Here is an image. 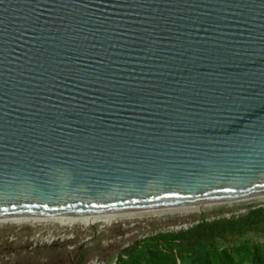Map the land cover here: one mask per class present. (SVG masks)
I'll return each instance as SVG.
<instances>
[{
  "label": "water",
  "instance_id": "obj_1",
  "mask_svg": "<svg viewBox=\"0 0 264 264\" xmlns=\"http://www.w3.org/2000/svg\"><path fill=\"white\" fill-rule=\"evenodd\" d=\"M264 197V0H0V219Z\"/></svg>",
  "mask_w": 264,
  "mask_h": 264
},
{
  "label": "rangeland",
  "instance_id": "obj_2",
  "mask_svg": "<svg viewBox=\"0 0 264 264\" xmlns=\"http://www.w3.org/2000/svg\"><path fill=\"white\" fill-rule=\"evenodd\" d=\"M255 208H264V199L188 212L136 215L109 226L79 221L67 225L58 220L20 225L8 222L0 227V264H162L150 252L170 249L149 242L150 238L186 231L201 219H222ZM258 247L264 248V237L251 235L237 244L217 241L196 255H179L175 251L173 258L175 264H256L253 255Z\"/></svg>",
  "mask_w": 264,
  "mask_h": 264
},
{
  "label": "trees",
  "instance_id": "obj_3",
  "mask_svg": "<svg viewBox=\"0 0 264 264\" xmlns=\"http://www.w3.org/2000/svg\"><path fill=\"white\" fill-rule=\"evenodd\" d=\"M251 235L264 237V208L250 210L239 218L218 219L212 222L201 219L198 224L186 231L160 234L150 238L149 242H157L170 249L150 254L157 256L162 264H175L173 258L175 251L179 255H196L204 246L215 244L217 241L237 244ZM206 256H210L209 251L206 252ZM253 262L264 264V248L255 249Z\"/></svg>",
  "mask_w": 264,
  "mask_h": 264
},
{
  "label": "bare ground",
  "instance_id": "obj_4",
  "mask_svg": "<svg viewBox=\"0 0 264 264\" xmlns=\"http://www.w3.org/2000/svg\"><path fill=\"white\" fill-rule=\"evenodd\" d=\"M258 199H264V197L258 198ZM200 207H193V208H183V209H173V210H162V211H152V212H142V213H130V214H115V215H103V216H86V217H79V218H60V219H36V218H22V219H0V227H2L4 224L8 222H15L17 224H25L29 222H40L45 223L51 220H58L61 221L63 224L72 225L73 223L79 221L84 222L86 224H95V223H101L104 226H109L114 222H117L118 220L122 218H128L131 216L136 215H144V214H155V215H164V214H171L175 212H188L192 211L193 209H198ZM62 224V225H63Z\"/></svg>",
  "mask_w": 264,
  "mask_h": 264
},
{
  "label": "built area",
  "instance_id": "obj_5",
  "mask_svg": "<svg viewBox=\"0 0 264 264\" xmlns=\"http://www.w3.org/2000/svg\"><path fill=\"white\" fill-rule=\"evenodd\" d=\"M255 209H258V208H255ZM247 213H248V212L235 213V214H233V215L226 216V217H224V218H222V219L239 218L240 216L245 215V214H247ZM218 219H221V218H218ZM218 219H214V220H218ZM214 220H212V221H214ZM207 221H208V220H207ZM212 221H209V222H212ZM198 223H199V222H198Z\"/></svg>",
  "mask_w": 264,
  "mask_h": 264
}]
</instances>
